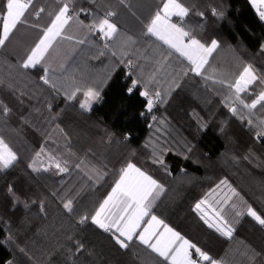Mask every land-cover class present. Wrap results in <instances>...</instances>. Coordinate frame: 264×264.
I'll return each instance as SVG.
<instances>
[{"label": "trees", "instance_id": "16d2710c", "mask_svg": "<svg viewBox=\"0 0 264 264\" xmlns=\"http://www.w3.org/2000/svg\"><path fill=\"white\" fill-rule=\"evenodd\" d=\"M181 2L189 9L184 23L192 34L202 43L218 41L204 69L208 80L188 71L186 60L174 52L169 55L170 49L146 34L145 25L162 0H74L75 13L87 11L83 27L93 16L116 13L111 19L118 33L107 50L116 53L118 66L89 111L79 107L82 95L66 100L64 91L57 93L23 69L27 51L20 55L8 50L9 40L0 46V102L10 109L6 117L0 116V138L17 155L14 166L0 172V246L11 264H163L135 238L121 249L90 218L79 222L85 214H94L128 162L164 188L153 215L224 264H264V227L246 214L237 217L232 208L251 205L264 213V137L257 138L255 127L264 120V111L257 106L241 121L225 107L229 89L213 82L234 81L250 65L257 76L250 90L264 87V21L248 0ZM3 3L6 0H0ZM58 6L55 0H38V10L44 12L28 51ZM93 36L88 34L87 40ZM69 40L57 38L53 45H61L65 53L75 49L64 62H54L56 83L68 91L73 83L63 76L83 48H74ZM121 57L131 59L145 80L155 73L150 87L160 91L163 102L158 101L151 114L141 116L144 99L126 93L128 69ZM103 63L100 59L92 65ZM241 95L250 102L247 93ZM42 147L67 161L69 171L33 172L29 164ZM161 149L168 150L163 166L153 163V154ZM42 159L46 165L47 157ZM221 180L227 181L226 196H231L228 186L239 194L224 206L234 228L231 239L209 229L194 211ZM69 198L72 213L63 207ZM78 243L83 246L79 251Z\"/></svg>", "mask_w": 264, "mask_h": 264}, {"label": "snow or ice", "instance_id": "6c2138e0", "mask_svg": "<svg viewBox=\"0 0 264 264\" xmlns=\"http://www.w3.org/2000/svg\"><path fill=\"white\" fill-rule=\"evenodd\" d=\"M57 2L59 6L54 13H50L49 24L40 28L42 34L26 54L20 66L23 69L39 68V70H42L40 80L57 93L64 91L66 100H75L78 94L82 95L83 99L79 101V107L84 111H88L95 102L100 100V88L76 84L75 82H73L70 91L65 90L63 86L58 87L57 78L53 74L54 69H51L46 63L47 56L57 38L73 39L66 35L65 28L70 21L78 18V14L75 13L73 8L74 0H57ZM248 2L255 9L259 19L264 21V0H248ZM121 3H124V0H121ZM32 4L33 0H6V3L0 4V46L5 45V42L17 25L22 22V18ZM80 11L85 10L81 9ZM42 12H44L43 8L35 12L36 17H39ZM115 15L114 11L109 10L102 17L93 16L91 23L85 25L89 35L98 36L100 40L105 42L104 49H109L108 42L113 41L118 33L117 26L111 19ZM188 15L189 9L184 6L181 0H162V6L157 9L145 25L146 34L155 37L156 40L166 45L171 50L169 55L174 52L187 60L188 64L191 65L188 71L208 80L210 77L204 75L205 65L209 63V57L216 51L219 44L215 39L209 43H202L197 39L185 26V17ZM214 15H220V13L214 12ZM173 17L178 18V21H174ZM34 26L39 27L38 25ZM86 42H89L87 38L76 41L78 44ZM104 54V51L100 52V55ZM112 55L115 56L116 53L113 52ZM120 62L125 64L128 69V83L125 85L126 93L129 96L138 94L139 97L144 99V110L140 113L141 116L151 114L157 101L163 102L160 91L150 87L155 80V73L145 80L134 71L135 65L131 59L125 61L121 57ZM213 82L229 89V95L224 100L225 107L241 121L246 118V115H251L253 110L257 109V106L264 111V87H261L258 92L250 90V86L257 82V76L250 65L245 66L234 81L214 79ZM260 83L264 84V79H261ZM242 93L249 95L250 102L241 95ZM245 109L247 114L243 111ZM9 112L10 109L0 102V116L6 117ZM151 118L156 119L154 115ZM247 123L250 127L254 126L251 119H248ZM255 127L257 128V138L264 137V120H261ZM165 151L168 150L161 149L160 154H153L154 164L161 166L165 164L163 156ZM45 156L47 157L46 165L42 159ZM16 160V153L3 138H0V172L12 168ZM67 165V161H62L59 157L45 152L42 147L35 154L29 168L33 172L41 170L47 172L54 168L57 173H65L69 171ZM79 166L77 165V167ZM221 185L227 186V181L221 180L216 188H220ZM228 187L231 196H226L223 200L212 201L209 197L216 191V189H213L205 198L195 204L194 211L197 212L199 218L209 229L214 230L222 237L231 239L234 228L224 215V206L228 204L232 197H237L239 194L230 186ZM163 191V187L152 176L134 163L128 162L126 166L120 169L119 178L96 208L94 214L90 217L85 214L79 222L84 224L90 218L91 223L103 232L108 233L114 243L121 249H127L135 238L140 244H143L152 253L160 257L163 264H224L222 259L214 258L209 252L174 231L155 215H151L150 219L145 220V217L150 215V210L159 194ZM8 192L15 196L12 187H9ZM241 202L243 203V201ZM73 203V199H67L63 202L64 209L72 213ZM232 208L237 217L246 214L261 227H264V213L259 212L253 206L246 205L243 209H238L235 204H232ZM41 210L43 211V205H41ZM82 247L78 243L77 251Z\"/></svg>", "mask_w": 264, "mask_h": 264}, {"label": "crops", "instance_id": "0c3cea01", "mask_svg": "<svg viewBox=\"0 0 264 264\" xmlns=\"http://www.w3.org/2000/svg\"><path fill=\"white\" fill-rule=\"evenodd\" d=\"M55 1L57 2V0ZM30 8L32 12L25 13L26 15L25 18L26 17L27 18L26 19H23L24 17L22 18V22L17 25L16 29L13 30L12 34L10 35L8 39L9 43H7L8 50H12L15 53L17 52L20 55L25 51L29 52L27 49L32 44L33 38L36 37L38 34V27L34 26V25H38V18L40 17V16L36 17L35 15V12L39 11L38 10V0H33V4L30 5L29 9ZM253 10L256 13L255 9ZM52 11H53V8L51 9L50 13ZM86 13L87 11L77 12L76 14H78V18L70 21L72 25H70L69 23V26L67 27V32H69L68 35L73 38V39H70L69 41L72 42V46L74 48L76 45H81V44L76 43L77 40L85 39L88 36L87 28L81 25L82 23H84L83 18L84 16H86ZM173 20L178 21V18L173 17ZM88 41L89 42H86L83 44L82 50L80 51V53L78 54V56L76 57L72 65L65 72L63 79L69 83L75 82L76 84H83V85H90L93 87H99L100 90L102 91V89L104 88V86L106 85V83L108 82V80L110 79L111 75L116 70L118 65L112 53L109 52L107 49L103 48V45L105 42L100 40L98 36L94 35ZM62 49L64 48L61 45H58L57 47L53 48V51L50 50V53L47 56L48 58H50V60L46 61L48 66L54 69L55 68L54 62L56 60L64 62L65 61L64 56L68 57V55L69 54L71 55L75 50L71 48L69 52L65 53L63 52ZM101 51H104L105 54L100 55ZM100 59L104 60V63L102 65H97V66L92 65V62L96 63ZM28 70L33 76H35L37 79H40V76L42 75V70H39V68L28 69ZM223 187L225 186L221 185L220 188L216 189V191L212 193V196H211L212 201L223 200L226 197V194L223 191ZM162 193L159 194V197L158 199H156L153 207L155 206L156 202L161 197ZM153 207L150 210V215L148 217H145V220L150 219L151 215H153L152 214ZM160 230L162 231V228ZM3 249L4 248L0 246V263L8 264L9 257L7 256L9 255H6L7 252L5 250L3 251Z\"/></svg>", "mask_w": 264, "mask_h": 264}, {"label": "rangeland", "instance_id": "374dc122", "mask_svg": "<svg viewBox=\"0 0 264 264\" xmlns=\"http://www.w3.org/2000/svg\"><path fill=\"white\" fill-rule=\"evenodd\" d=\"M5 249H3V251H4ZM6 255H9V253H6ZM7 257H9V259H10V255L9 256H7ZM8 262V261H7Z\"/></svg>", "mask_w": 264, "mask_h": 264}, {"label": "built area", "instance_id": "2783aa9c", "mask_svg": "<svg viewBox=\"0 0 264 264\" xmlns=\"http://www.w3.org/2000/svg\"><path fill=\"white\" fill-rule=\"evenodd\" d=\"M157 103H158V101H157ZM157 103H156V104H157ZM155 106H156V105H155ZM155 106H154V107H155Z\"/></svg>", "mask_w": 264, "mask_h": 264}]
</instances>
